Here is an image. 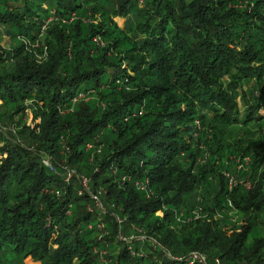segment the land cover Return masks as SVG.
Returning a JSON list of instances; mask_svg holds the SVG:
<instances>
[{"label": "trees", "instance_id": "trees-1", "mask_svg": "<svg viewBox=\"0 0 264 264\" xmlns=\"http://www.w3.org/2000/svg\"><path fill=\"white\" fill-rule=\"evenodd\" d=\"M0 27V264H264V0H0Z\"/></svg>", "mask_w": 264, "mask_h": 264}, {"label": "rangeland", "instance_id": "rangeland-1", "mask_svg": "<svg viewBox=\"0 0 264 264\" xmlns=\"http://www.w3.org/2000/svg\"><path fill=\"white\" fill-rule=\"evenodd\" d=\"M244 3L249 1V0H242ZM243 4V3H242ZM114 22H116L117 26L119 28H123L125 19L121 18V17H115ZM86 23H93L94 25H97L99 23V19L98 17H94L93 19L87 20L85 21ZM6 28L4 27H0V49H2V51H6L7 49H11L12 44L10 41V37L7 36V33H5ZM50 39V37L47 36L46 33H43V29L41 30L40 36L38 37V39L36 40V43L33 44L32 46H30L29 44H27L26 42H22L23 46L25 47V49L27 50V52L31 55V58L34 59L35 63L37 64H42L43 62H45L48 58V51H47V46H46V42ZM93 42L96 45V47L99 48H103L105 46L104 42L100 39V36H96L93 38ZM97 96H95L94 94L88 95V96H81L79 95L76 99L73 100V102L75 103V105L80 104V103H89L92 101H95L96 103H98V99L96 98ZM73 103V104H74ZM74 105V106H75ZM24 110L22 112H19L17 114L14 115V119L18 120V121H22L26 127L30 128L32 131H36L38 132V125L40 124V118L39 117H35L34 115V109H36L35 106H32V104L30 103V101H26L24 104ZM73 106V107H74ZM7 111L5 104L2 103V101L0 100V114L5 113ZM261 114L264 115V109H262ZM14 127L8 128L5 124H1L0 123V133H2L3 135H6L7 132H11V130H13ZM13 134V133H12ZM14 135V134H13ZM15 139V138H14ZM87 149H90L91 147L87 146ZM203 149V147H201ZM40 154V153H39ZM41 160L43 162V164L49 168L52 167L51 165V157L41 153L40 154ZM235 161V160H234ZM248 161L245 160L244 163H239L237 160L235 162V166L237 168V170L242 168V165L245 166L246 163ZM61 168L62 170L65 172V182H68L70 180H73V172L71 170H68L66 164H65V160L61 161ZM228 176V175H226ZM81 188L86 192H90L89 189V184H88V180L85 178L81 177ZM235 184V179L231 178L229 179V187ZM244 185V184H243ZM247 185V184H246ZM247 187V186H246ZM92 199L95 201V208L96 209H101L104 212V209L101 205V202L99 201V199H97V195H92ZM91 210V208L89 209ZM197 213H195L194 215H196ZM158 216H162V212H158L157 213ZM231 217H232V221L235 222V220H238L237 227H242L244 226L245 222L240 220V213L235 212L234 210L231 211ZM197 218V217H196ZM195 218V219H196ZM115 221L118 227V238L122 241H125V243H133L136 241H141L142 239L137 238L135 236V234L132 232L131 237L128 239L122 238L121 237V226H122V220H120V218L115 217ZM256 225L257 227L260 229V231L262 232V234H264V216H260L258 219H256ZM99 229L102 230L103 229V225L100 224L99 225ZM237 231H240V229H237ZM232 232H230L231 234ZM107 235V232L104 233V236ZM250 240V237L248 238ZM154 244V243H152ZM95 254L98 255V258L100 259V263L101 264H109V261H107V254L104 251H98L95 250L94 251ZM189 258L193 259V260H198L199 262H201L202 264H206L205 263V257L203 255L200 254H192ZM25 264H39L38 262H34L33 260H31L30 258H27L25 261ZM216 264H218V261L215 260Z\"/></svg>", "mask_w": 264, "mask_h": 264}]
</instances>
